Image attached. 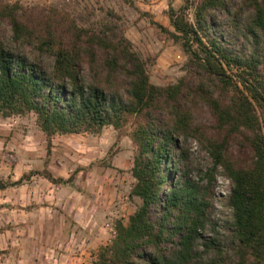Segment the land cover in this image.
Instances as JSON below:
<instances>
[{"label": "trees", "instance_id": "trees-1", "mask_svg": "<svg viewBox=\"0 0 264 264\" xmlns=\"http://www.w3.org/2000/svg\"><path fill=\"white\" fill-rule=\"evenodd\" d=\"M238 1L227 38L214 32L211 13L234 0L169 8L173 30L159 27L181 44L186 74L160 86L123 34L65 26L55 13L35 18L0 0V25L9 23L13 42L37 53L0 39V116L35 114L48 142L112 126L134 145L129 195L140 204L114 222L92 264H264V0ZM245 8L254 15L244 18ZM203 109L210 123L198 119ZM217 167L230 181L232 219L223 227L213 203Z\"/></svg>", "mask_w": 264, "mask_h": 264}, {"label": "crops", "instance_id": "crops-1", "mask_svg": "<svg viewBox=\"0 0 264 264\" xmlns=\"http://www.w3.org/2000/svg\"><path fill=\"white\" fill-rule=\"evenodd\" d=\"M32 114L0 116V264H92L109 240L107 220L126 193L125 178L134 183L131 166L82 159L67 174L70 148L55 145L64 135H52L45 148Z\"/></svg>", "mask_w": 264, "mask_h": 264}, {"label": "rangeland", "instance_id": "rangeland-1", "mask_svg": "<svg viewBox=\"0 0 264 264\" xmlns=\"http://www.w3.org/2000/svg\"><path fill=\"white\" fill-rule=\"evenodd\" d=\"M3 2H19L30 16L38 18L42 14H54L61 17L66 25L83 28L98 34L106 31L108 35L123 34L132 44V49L139 54L146 64L150 81L156 85L165 86L176 83V81L186 74L187 55L183 51L179 42H174L164 33L159 26L173 30L170 25L168 12L169 8L175 10L181 7L185 0H2ZM234 6H228L227 10L213 11L211 19L214 32H221L223 38H227L226 22L232 16L238 0H234ZM189 20L193 18L192 7L187 10ZM254 11L250 8L243 10V17L250 18ZM0 39L6 46L18 51L26 52L29 56H37L30 46H19L11 39L9 23L3 21L0 25ZM228 44V51H233ZM238 48V47H237ZM45 64L51 59L41 56ZM235 71V70H234ZM30 114V113H28ZM201 119L210 123L206 110L201 111ZM33 122L35 114L28 115ZM264 131V127H263ZM56 148H70L69 153L63 154V164L71 174L78 170L79 160L93 159L100 167H112L113 163L121 164L119 171H126L128 166H132L134 145L126 135H119L112 126H106L99 133L83 132L77 135H64L56 140ZM193 156L203 163L205 168L210 166V158L195 141H190L188 146ZM45 148H51V137L46 142ZM78 148H90L93 151H83ZM76 168V169H75ZM126 193L123 194L121 202L114 207L115 217L110 215L108 223L109 240L114 235V222L116 220L127 221L128 216L140 204L137 197L129 194L132 185L130 178H125ZM230 181L225 176L223 169L217 167L215 173L214 199L215 218L220 227L231 221V209L227 203ZM128 206L129 208H126ZM113 218V219H112ZM107 242V243H108ZM97 251H95L96 253ZM94 261V260H93ZM93 263V262H92Z\"/></svg>", "mask_w": 264, "mask_h": 264}]
</instances>
